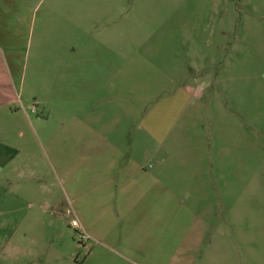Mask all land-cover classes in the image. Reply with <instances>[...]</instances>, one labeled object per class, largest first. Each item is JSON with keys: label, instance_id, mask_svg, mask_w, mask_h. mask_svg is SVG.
<instances>
[{"label": "rangeland", "instance_id": "1", "mask_svg": "<svg viewBox=\"0 0 264 264\" xmlns=\"http://www.w3.org/2000/svg\"><path fill=\"white\" fill-rule=\"evenodd\" d=\"M0 46L25 83L39 78L23 94L27 121L0 125V142L21 133V155H0V185L39 220L35 244L18 230L14 248L82 264L90 247L65 207L87 177L66 165L98 135L121 155L182 163L168 181L190 185L211 224L197 264H264V0H0Z\"/></svg>", "mask_w": 264, "mask_h": 264}, {"label": "crops", "instance_id": "2", "mask_svg": "<svg viewBox=\"0 0 264 264\" xmlns=\"http://www.w3.org/2000/svg\"><path fill=\"white\" fill-rule=\"evenodd\" d=\"M7 52L6 57L0 46V125L13 130L18 128L15 118L27 121L23 107L24 104L29 107V104L23 94L25 88L32 91L39 78L33 77L32 81L25 83V73H18L14 66V54L10 50ZM17 104L20 109L15 108ZM1 136L0 144L4 146H1L0 155L10 160L21 155L13 147L14 141L21 138L18 130L15 134L2 132ZM96 136V148L89 151L83 142L79 151L81 155H71L66 165L71 172L82 170L87 177L80 188L69 186L71 200L65 207V214L72 216L73 204L77 206L79 223L89 236L87 245L90 248L82 264L202 262L201 256L211 244V224L197 200H191L192 187L168 181L170 177L173 181L178 180L184 168L182 163L169 164L170 155H139L141 159L136 155H121L114 141ZM124 157L126 163H123ZM149 158H155L152 167L145 164L144 159ZM0 162L4 167L3 156ZM5 176L3 180L7 181ZM11 192L14 190L10 186L0 185V232H7L6 248L0 250V264H44L46 259L41 261L36 250H24V246L19 247L21 243L14 248L11 243L19 230L22 234L20 240L34 245L38 239L35 229L39 222L35 213L28 211L34 204L19 199L9 201ZM17 192L33 197V192L22 185L17 186ZM38 207L41 209L40 205ZM14 222L17 224L15 231L8 228Z\"/></svg>", "mask_w": 264, "mask_h": 264}, {"label": "built area", "instance_id": "3", "mask_svg": "<svg viewBox=\"0 0 264 264\" xmlns=\"http://www.w3.org/2000/svg\"><path fill=\"white\" fill-rule=\"evenodd\" d=\"M70 226L78 233L81 245H87L89 236L84 232L80 223L76 220H71Z\"/></svg>", "mask_w": 264, "mask_h": 264}]
</instances>
